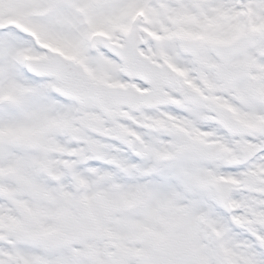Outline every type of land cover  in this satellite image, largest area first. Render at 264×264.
<instances>
[{
    "label": "snow or ice",
    "instance_id": "obj_1",
    "mask_svg": "<svg viewBox=\"0 0 264 264\" xmlns=\"http://www.w3.org/2000/svg\"><path fill=\"white\" fill-rule=\"evenodd\" d=\"M0 264H264V0H0Z\"/></svg>",
    "mask_w": 264,
    "mask_h": 264
}]
</instances>
